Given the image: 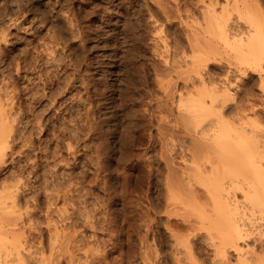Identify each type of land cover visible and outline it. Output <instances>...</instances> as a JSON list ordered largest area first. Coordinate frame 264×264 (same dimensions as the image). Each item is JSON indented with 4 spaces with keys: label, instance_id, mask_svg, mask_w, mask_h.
Instances as JSON below:
<instances>
[{
    "label": "rangeland",
    "instance_id": "obj_1",
    "mask_svg": "<svg viewBox=\"0 0 264 264\" xmlns=\"http://www.w3.org/2000/svg\"><path fill=\"white\" fill-rule=\"evenodd\" d=\"M202 1L197 0V3L196 0H177L181 6V10H183V14L181 13L182 20H179L173 18L174 16L167 19L160 12L158 0H0V102L6 104L5 108H1L4 107L1 104L0 108L4 112L0 110V112H3L0 114V117L1 115L4 117L7 114L5 115L8 116L6 119L10 118L9 116L12 119L11 121L10 119L7 120V127L10 125L11 128H5L6 131L8 129L10 131L8 130L9 134H6L8 132L5 133L6 144L8 141V147L6 146L8 150H5L7 152L6 156H3V161L0 160V192L4 194L6 192L5 189L8 187V189L13 191L14 199H16H13L16 209H14L15 207L11 208L14 204L8 210L6 209V211H9L8 216L12 215V217L16 218L12 219L14 223L10 220L6 221L3 218L4 221L0 220V227L3 230L5 229L4 231L12 229V232L8 230L7 236H13L12 234L16 233L15 236L19 235V242L22 243L20 248L18 246L19 250L17 247H13V251H11L12 248L9 245L11 249L8 247L10 250L5 249L6 252H15L16 249L17 251L21 250L20 252L23 253L33 252L32 254L35 252H58V246L61 247L62 245L63 247V244H66V241L65 243L62 241L65 239L63 237L64 234L69 233L71 240L67 241L66 245L68 246H65V248L61 247L62 249L59 252H63L64 250L65 252H73L74 257L76 256L75 258H84L85 253L90 254L89 252L94 253L97 251L98 254L107 252L108 261L105 260L107 264H116V260L117 264H176L175 260L177 258L181 260V264L236 263L237 253L230 251L227 252V255L220 257L219 254H216V256L214 252H207L205 249L203 251L202 247H200L202 246L200 241L197 242L193 252H185V248L180 246L178 247L179 250H177L173 242V237L176 234L172 237L164 231L163 223H165L167 215L163 211L164 200H162L163 196L161 195L163 189L162 187H160L162 190L158 188L160 181L157 180L159 176L157 174L159 173L160 177H162L160 172L163 173L164 166L158 158L160 157L158 153L161 149H159L160 142H158L159 140L156 141V137L160 139V136H157L155 130L158 127V123L162 126L167 125V127L173 125L172 121L177 114V92L175 89L181 88L182 84V80L177 77L179 76L177 72L180 70L174 72L173 69H170L171 65L168 63H172V61L170 60L169 62V59L165 58L168 52H171L170 54L173 55V52H177L176 49L178 51L182 48L185 51L188 49L187 45L185 46L186 38L184 31L186 27L183 24L184 14L188 13L192 16L190 21L194 27L196 22H200L199 16L201 14L199 13H201V8L206 5L205 2L208 0ZM167 2L173 4V0H168ZM167 2L163 3V5L165 4L164 6L170 9L171 7L169 8V6L173 5L170 3L166 4ZM251 2L254 7L253 9L251 5V10H255L256 15H259L258 21L262 28L261 33L264 34V13H262L264 12V0H252ZM216 7L218 8L219 6ZM183 8L185 10L188 9L189 12H184ZM191 9L192 11H190ZM171 11H174L173 7ZM233 12H230L233 16L229 15L230 19L228 21L231 24L228 22L227 30L229 32L233 30L232 32L234 33L235 31L245 30V27L248 28L246 20L239 17L235 11ZM254 12L252 11L251 13L254 14ZM107 13L110 15L111 24L119 25L118 31L122 33L120 34L123 38L120 39V52L115 58L114 68L105 67L103 68L104 72L92 70L94 79H97V82H99L98 79H101L104 74L107 77V85L99 82V86H102V88L101 86L99 87L101 93L97 92L99 97L102 94L104 101L102 96L98 98V95H94V87L88 86L90 88L87 87V89H84V85H82L83 88L81 87L83 78L80 80L82 77L80 75L82 74L81 69L83 66L80 61L78 62L77 54L72 50L80 47L82 43L78 46V43H80L78 42L80 41L77 39L78 37L72 38L76 37L75 34H77L78 28H81V25H83L82 27L87 26L88 23L92 24V27L94 23L95 25H99L98 23L101 22L99 20L104 15L107 16ZM71 16L72 18L76 16L78 22L76 21V17L72 20ZM195 18L199 20L195 21ZM69 22L70 26L74 28V24L76 25L75 29L77 31L74 29L71 32L75 33L74 37L70 36L69 32H67ZM153 22L157 23L154 24ZM243 26L245 27L243 28ZM145 27L148 29L146 30ZM69 28L72 31L73 28ZM128 28L132 29L129 30ZM158 28H161L159 33H157ZM95 30L93 31L94 34L92 32L89 33L90 44H88V40L86 46L90 49V54H96L97 52V55L101 57L106 48L101 40H99V43L97 42L98 37L95 36L97 29ZM53 32H56L55 35ZM57 34L59 35L56 36ZM55 36L56 38L60 37V44L58 46ZM70 37L72 40L69 39ZM157 37L161 38L157 39ZM129 38L133 39L130 40ZM70 42L75 44L72 45L73 49ZM68 44L70 47H68ZM95 44H98V47L91 49L92 45L94 46ZM110 45L108 47L112 48ZM52 47H56V49ZM163 47L167 48V53H164ZM75 51L77 52V49ZM225 51L226 49L220 44L215 55L222 54L215 56L214 59H216L211 60L208 64L210 70L213 71L208 70L209 67H202L203 71L201 70V74L204 77L210 74L209 78L213 77L212 80L214 79L213 85L223 86L221 82L226 81L227 83L229 81L231 93L239 94L238 98V95H235L236 98L234 99L236 101L233 99V102H228L229 106L233 104V106L242 105L241 103L243 102V106L246 105L247 111L252 106L253 108L255 107V110H249L253 115L249 113L248 116H251L249 117L250 119L253 116L252 120L257 121V126L255 125V127L259 126V128H262L264 127V92H262L261 86L259 87L258 85L260 82L259 74L257 71L254 72L248 69L246 76L241 75L237 72L239 64L236 63L238 62L235 60V63L231 56L227 57ZM187 52L189 51L187 50ZM109 53H111V49L106 54ZM73 54L77 58V61L75 60L74 62L76 66L73 65L76 69L72 68V63L75 59ZM188 54L190 55V53ZM189 55L187 56L189 57ZM180 56L177 59L181 60ZM188 57L187 59H189ZM78 67L81 69H77ZM137 68L138 70H136ZM72 69L78 72L76 73L78 77L76 76L75 78L77 82L73 85L74 87H71L70 83H67L68 77H71ZM104 85L107 88H104ZM179 85L180 87H178ZM85 90L89 91L88 95H91L88 96V92L86 91L87 93H85ZM87 96L88 98H86ZM93 96L94 99L91 98L89 100V97ZM96 97L99 101L95 100ZM84 98L87 100H84ZM238 99L239 101H237ZM92 100H94L93 103L97 102H95L96 106L92 103ZM87 101H91L92 104L89 105ZM240 101L242 102L239 103ZM7 102L12 107L9 106L12 111L7 109ZM52 102H55V106L52 105ZM99 102L100 107L98 106ZM108 103H111L110 106ZM106 105L108 106L105 107ZM247 106L249 107L247 108ZM89 108L93 109L94 114H96L95 116ZM7 111L10 113H7ZM92 114L93 118L91 119ZM104 114L105 116L102 117ZM101 117L104 119L101 120ZM106 118L107 121H105ZM104 121L106 124L103 123L105 125H102ZM96 123L99 124L96 125ZM113 123L115 124L114 126L112 125ZM120 123L121 126L119 127ZM102 127L106 129H102ZM125 127L128 128V131ZM110 128H113V131ZM259 128L258 130H260ZM96 129H100V131ZM121 129L127 131L129 134ZM142 129L144 130L141 131ZM261 131L264 132L262 129ZM114 132H117L116 135H114ZM98 133H101L100 135L102 136L99 137ZM123 133L129 135L127 137L125 136L126 134L124 135L127 140L124 138ZM152 133L156 134L155 139V135ZM128 137H130V140H128ZM102 138H105L103 139L105 141L102 140L100 142ZM149 140L152 142L151 146L153 143L155 145L153 144L154 146L151 147ZM104 142L105 144H103ZM99 143L106 147L99 145ZM175 143L177 141L173 142V145L176 147L173 145L171 147L172 158L175 157L174 162L177 161L176 163H178L180 156L177 153L180 154L181 152H178L179 149L177 147H180V145ZM67 145L71 146L68 147ZM153 147L156 148L155 151ZM150 159L151 161H149ZM153 162L156 166L153 165ZM147 164L149 166L153 165L154 169L156 167L160 169V171L156 172L157 174L155 173L157 176L155 180L159 182H157V187H154V191L153 189H149L150 186L148 187L150 178L147 176V168H149ZM156 169L155 171H157ZM13 185H16V188ZM152 193L155 198L154 215L150 203ZM1 194L2 198L3 194ZM9 202L11 201L8 199L5 203L9 205L11 204ZM4 205L8 207V205ZM17 207L19 208V212H17ZM15 210L19 215H17ZM0 214L1 216L5 215L2 211ZM170 214L171 217L169 218L173 221L171 223L173 234L177 233L184 240L188 232L183 229L184 224L180 225L182 218L175 213ZM152 217H154L153 221L155 222L156 248L158 249V252L153 253L150 250V248H153L150 229ZM55 227L59 233L57 241L55 238L50 237V235H53V228L55 229ZM61 227L67 231L64 230L65 232L62 233ZM177 235L175 238H178ZM5 236L3 235L2 238L7 240L9 244L12 238L8 237L9 240ZM50 241L52 242V246H50ZM54 241L57 244H54ZM66 248L70 249V251L66 250ZM5 250L1 252H5ZM11 252L9 253L10 257L8 255L9 258H6V256L5 260L10 264H16L13 263L16 261L13 260L15 256L11 257ZM241 254H243L248 264H264V252H242ZM155 256L156 258H153Z\"/></svg>",
    "mask_w": 264,
    "mask_h": 264
},
{
    "label": "bare ground",
    "instance_id": "obj_2",
    "mask_svg": "<svg viewBox=\"0 0 264 264\" xmlns=\"http://www.w3.org/2000/svg\"><path fill=\"white\" fill-rule=\"evenodd\" d=\"M159 1L160 0H158L160 12H162V14H164L167 19H170L172 16H174L173 18L182 20L181 16L183 14L182 13L183 10H181V6L179 5V2H177V0H173V4L170 2H167L168 0H164V2H162L163 0H161L162 3L161 2L159 3ZM251 1L248 2L247 0H222V1H220V0L219 1L218 0H208L207 2H205L206 5H204L203 8H201L202 9L201 13H199V14H201V16H199L200 22L199 21H198L199 23L196 22V24H195L196 26L194 25V27L190 21L192 16H190L188 13L184 14L185 18H184L183 24L186 27V30L184 29L185 30L184 31L185 32V38H186L185 46L187 45V48H188L187 50L189 52H187V50L185 51V49H183V48L179 51L176 49L177 52H175V53L173 52L172 53L173 55L170 54L171 52L169 53L167 51L168 54H166L167 56L165 55L166 58L164 57L165 59L168 58L169 62H170V60L172 61V63H168L171 65V66L169 65L170 69H173L174 72L175 71L177 72V70L178 71L180 70L179 72H177L179 76H177V75L176 76L182 80L181 88H178V89H175L176 87L174 88L175 91L177 92L176 93L177 94V98H176V100H177L176 101L177 102L176 103L177 104V112L176 113L177 114L175 113L176 114V116H174L175 119L172 121L173 125L170 127L169 126L167 127V125H165V126L163 125L164 126L163 127L160 123H158V125H157L158 127H156L157 129L155 128L157 130V131L155 130V133L157 132V136L159 135L160 139H158L159 137H156L155 133L154 134L152 133L153 135H155L154 139L156 137V141L159 140L158 142L161 143V144L159 143V145H160L159 149H161V151L159 150L158 156H160V157H158V158H159V161L161 160L160 162H162V164L164 166L163 173L160 172L162 174V177H160L159 173L158 174L156 173V172L160 171V169L158 167H156L159 170L155 168L157 170V171H155L154 166H156V165L154 162H153L154 166L150 165L151 167L148 165L149 162L147 164L149 167V168H147L148 169L147 176H149V178H150V181L148 183L149 184L148 187L150 186L149 189L150 190L153 189V191H154L155 190L154 187H157V182H159V181H160L159 182L160 184L158 185L159 186L158 188L162 187V189H163V192L161 194L163 196L162 200H164L163 211L167 215V217L165 218V223H163L165 233H168L172 237L175 234L177 235V233L173 234V230L171 228V223L173 221H171V219L169 218V217H171L170 213H172V214L175 213L176 215H178L182 218L181 221L183 223L181 222L180 225L184 224L183 229L188 232V234L185 236L184 240L182 239V237H180L178 235H177L178 238H175L176 235H175V237H173L174 238L173 242L175 244L176 249L179 250L178 247L180 246V247L185 248L184 249L185 252H193L197 242L200 241V243L202 245L200 247H202L203 251L205 249L207 252H214L215 255L219 254L220 257L222 255L223 256L227 255V252H230V251L237 253L236 263L234 262V264H248L245 257H243V254H241L242 252H258V251L264 252V132H262V131L260 132L261 129L264 130V127H262V128H259V126L255 127V125L257 126V121L252 120L253 116H252V119L249 118L251 116H248V114L249 113L252 114V112H250L249 110L250 109L255 110L254 109L255 107L253 108L251 103L250 104L252 107L250 106L251 108H249V110H248L249 112L246 109V105H244L245 107L243 106L242 101L239 102V103L242 102L241 103L242 105L238 104L237 106L236 105L233 106L234 105L233 104L232 105L233 107L229 106L230 104H228V102H233V99L236 98L235 95L237 94V93H231L232 90L230 89L229 81L227 83H226V81L221 82V84L223 83V86L220 84L222 87L217 86V85H213L214 84L213 83L214 79L212 80L213 77L212 78L210 77L211 78L210 79L209 76H211V75L210 74L207 75V73H206L207 77H204V75L201 74L202 73L201 70H202V67L208 68L209 62L211 60H213L215 56H220V54H222V53L218 52L219 55H215V54H217L218 46L220 44H222L223 48L226 49V51H225L226 56L227 57L231 56L234 59V61L236 60L238 62V63H236V61H235L236 64H239V65L241 64L240 66L239 65L237 66L238 67L237 72H239L241 75H244V76H246L248 69H251V71L253 70L254 72L255 71L258 72L259 77H260V82L258 85H259V87L261 86V88H262L261 90H262V92H264V34L261 33L262 28L260 27V25H259L260 22L258 21L259 15L257 16L256 13L254 12L255 10H253L254 7H253V4ZM165 2H167L166 4H168V3L172 4L173 6H171L169 4L170 5L169 8L173 7V10L175 12L171 11V8L170 9L166 8V6H164L165 4L163 5V3H165ZM196 2H197V0H196ZM253 3H255V2H253ZM155 4H156V1H155ZM216 6H219V7L217 8ZM250 6L253 7L252 10H251ZM167 7H168V5H167ZM184 8H185V6H184ZM187 10H185L184 12H189V10L188 11ZM250 10H251V12L253 11L254 14H252L250 12ZM190 11H192V9ZM231 11H232V13H234L233 11H235L239 17L244 18L246 20L248 28L243 26V28L245 27V30L242 28L243 29L242 31L239 30L238 32L235 31L233 33L232 32L233 30L231 29L232 31L230 30L231 32H229V30H227L226 27L228 26L227 25L228 22H230V21H228V19H230L229 15H231V13H230ZM260 11H262V10H260ZM74 12H76V11H74ZM74 12H73V15H74ZM199 12H200V10H199ZM262 13H264V12H262ZM102 15H104V14H102ZM72 16H71V18H72ZM231 16H233V15H231ZM74 17H76V16H74ZM100 17H102V16H100ZM109 17H110V15L107 13V16L104 15L101 20L98 19L99 21H101V22L98 21L99 25H97V24L95 25V23H94L93 27H92L91 26L92 24L90 25L88 23L89 26H88V24L85 27H82L83 25H81V28H78V31H77V29H75L76 28L75 24H74L75 28L73 26H70L71 25L70 24L71 21H70L69 25H68V30H67V32H69L70 36L71 35L73 36L75 33L73 34L71 32H73V30L75 29V31H77V34H75L76 37H74L75 36L74 35L73 36L74 38H72V39H75L78 37L77 39L80 40V41L77 40L78 42H80V43H78L79 45L76 44L78 46H80V44L82 43L80 47L77 46L78 48H80L79 51H78V48H74V50H72L77 54L78 62L80 61L82 63V66H83L82 69L80 67L77 68V69L80 68L82 70V72H81L82 74L80 75V76H82L80 78V80L83 78V80L81 81L82 82L81 87H82V85H84L83 86L84 89H87L88 86H91L92 88L94 87L93 93L96 96L98 95L97 92L100 90L99 87L101 86V85L99 86V82L102 84H106L107 83V77L104 74L105 76L103 75V77L101 79H98L99 82H97V79H94V75L92 73L94 70H96V72L97 71L104 72L103 68H105V67H108L110 69L114 68L113 64H115L114 63V61L116 60L115 58L118 56V53L120 52V39L123 38L121 36L122 33L118 31L119 25L116 26V25H114V23L111 24V21H110L111 18H109ZM73 18H72V20L75 19V18L74 19ZM233 18H237V17H233ZM185 19H187V20H185ZM194 20L197 21L199 19L195 18ZM194 20H192V21H194ZM76 21L78 22V18ZM157 22H155V23H157ZM73 23H75V22L73 21ZM90 23H91V21H90ZM168 23H169V21H168ZM115 24H117V23H115ZM229 24H231V22ZM78 25H79V23H78ZM69 27L73 28L72 31ZM94 27H95V29H97V32L95 35L96 37H98L97 42L99 43V40H101L104 43V46L106 48L104 50V52L101 54V57L99 55H97V52H96V54H94V53L90 54V52H89L90 49L87 48V46H86V43L88 40H89L88 44H90L89 33L92 32L94 34V32H93L95 30ZM111 27H113V29H111ZM128 29L130 30L132 28H128ZM147 29L148 28H146V30ZM160 29L158 28L157 33H159ZM228 29H230V28L228 27ZM235 30H237V29H235ZM182 32H183V30H182ZM1 33H2V31H1ZM55 33H54V35H55ZM58 35L59 34H57L56 36H58ZM66 35H68V34L66 33ZM90 35H92V34H90ZM56 36H55V38H56ZM59 38H56L57 41L55 39L57 46L60 44ZM158 38H161V37H157V39ZM69 39H71V37ZM132 39L133 38H131L130 40H132ZM65 40L67 41V39H65ZM70 45L72 46L75 44L71 43ZM70 45L68 44V47H70ZM109 45L112 48H109L108 47ZM97 47H98V44H95L94 46L92 45L91 49H96ZM52 48H51L52 51H53V49H56V47H54L53 49ZM165 48H164V50H165L164 53H167L166 52L167 48L166 49ZM72 49H73V46H72ZM75 49H77V52L75 51ZM110 49H111V53L106 54L108 52V50H110ZM188 53H190V55ZM184 54L189 55V57L187 55H184ZM179 56L181 57V60L177 59V57L179 58ZM73 57L75 58L73 60V63H74L75 60L77 61V58L75 57V55ZM187 57L189 59H187ZM177 60H179V61L177 62ZM164 62H162V64H164ZM73 63H72V66L76 64V63H74V64ZM176 63H177V65H176ZM165 64H167V62H165ZM235 65H234V67L236 69ZM80 66H81V64H80ZM210 66H211V64H210ZM72 68L76 69V67H74V66ZM75 69L74 70L72 69L73 71L70 74L71 77H68V80H67V83H70L71 87L73 85H75V82H77L75 78L77 76L76 73H78V72H76ZM166 69H167V66H166ZM136 70H138V68ZM208 70H210V67ZM210 71L212 72L213 70H210ZM164 72H165V69H164ZM208 73H210V72H208ZM69 78H70V80H69ZM119 81H120V79H119ZM170 81L172 82V80H170ZM157 83L159 84V82H157ZM174 83H175V81H174ZM106 85H104V88L105 87L107 88ZM172 85H173V83H172ZM109 86H108V88L111 87V86L110 87ZM215 86H217V87H215ZM141 87H143V86H141ZM178 87H180V85ZM88 88H90V87H88ZM101 88H102V86H101ZM171 88H173V87H171ZM245 88H247V87H245ZM86 91L87 90H85V93L88 92L87 93V95H88L89 91H87V92ZM159 91H160V89H159ZM102 92H104V91L102 90ZM163 92H165V91H163ZM243 92H245V91H243ZM99 93H101V92L99 91ZM104 94H105V92H104ZM90 95H88V96H90ZM237 95H238L237 96V98H238L239 94H237ZM88 96L86 98H88ZM101 96H102V94H101ZM142 96L144 97V95H142ZM3 97H4V95H3ZM50 97L52 98V96H50ZM97 97L100 98L99 95ZM97 97L95 100H97ZM86 98H84V100H87ZM89 98H90L89 100H91V98L94 99V96L89 97ZM102 98H103V96H102ZM241 98H239V99H241ZM10 99H12V98H10ZM239 99L237 101H239ZM5 100H4V102H5ZM103 100H104V98H103ZM247 100H246V102H248ZM93 101L94 100H92V103H93ZM97 101H99V100H97ZM234 101H236V100L234 99ZM95 102L93 104H95ZM54 103L52 105H54ZM56 103H58V102H56ZM92 103H91V101L88 102L89 105H91ZM1 104L2 103L0 102V107H1ZM110 104H109V106H110ZM2 105L4 107H1V108L6 107L5 103ZM89 105H87V106L89 107ZM99 105H100V102L98 103V106ZM248 105H249V103H248ZM9 106H10V104L8 103L7 109L11 110L10 109L11 106L10 107ZM54 106H52V107H54ZM95 106H96V104H95ZM107 106L108 105H106L105 107H107ZM248 107L249 106H247V108ZM1 108H0V110H2ZM91 108H89V109L94 114L93 109L95 110V108L94 107H93V109H91ZM175 110H176V108H175ZM88 111H87V113H89ZM3 112H0V114H2ZM8 112L9 111H7V113ZM245 112H248V113H245ZM80 113H81V111H80ZM166 113H168V112H166ZM256 113H257V111H256ZM93 114H92L91 119L93 118ZM106 114H108V113H106ZM5 115H7V114H5ZM5 115H4V117L1 115V117H3V118L0 117V160L1 161H3L2 158H4L3 156L7 153V152H5V150H8V149H6L8 147L7 146L8 141L6 144V141H5L6 137L5 136H6V134H9V131H10L9 129L11 128V126L9 125L7 127V120H9V119H10V121L12 120L11 116H9L10 118L6 119L8 116H5ZM95 115L96 114H94V116ZM230 115H232V116H230ZM87 116H88V114H87ZM89 116H91V115H89ZM104 116H105V114L102 117H104ZM106 116H108V115H106ZM233 116H235L236 118L235 117L233 118ZM255 116H257V114H255ZM102 117H101V120L104 119ZM230 117H232V118H230ZM160 118H161V116H160ZM248 118L252 121H250ZM162 119H163V117H162ZM105 121H107V118L105 119ZM105 121L102 122V125L106 124ZM103 123H105V124H103ZM114 123H116V122H114ZM114 123L112 124L113 126L115 125ZM254 123H256V124H254ZM98 124L96 123V125H98ZM117 124H116V126H117ZM108 125H109V123H108ZM106 126H104V127H106ZM118 126L120 127L121 123ZM131 126H130V128H131ZM104 127H102V129ZM5 128H9L8 129L9 131L8 130L6 131ZM125 128H126V130L128 129L127 127H125ZM258 128L260 130H258ZM104 129H106V128H104ZM110 129H112V131H113V128H110ZM110 129H108V130H110ZM117 129H116V131H117ZM4 130H5V132H4ZM96 130L100 131V129H96ZM143 130L144 129H142L141 131H143ZM122 131H125V130H122ZM127 131H125V132H127ZM6 132H8V133H6ZM104 132H106V131L104 130ZM116 133L114 135H116ZM119 133H120V131H119ZM110 134H112V133H110ZM125 134L126 133H123V136ZM128 134H126L125 136L127 137ZM150 134H151V132H150ZM104 135H105V133H104ZM107 135H109V134L107 133ZM101 136L102 135H100L99 137H101ZM125 136H124V138H126ZM118 137H117V139H119ZM150 137H151V135H150ZM120 138H123V137H120ZM97 139L99 140V138H97ZM103 139H105V138H102L100 140V142H102ZM126 140H127V138H126ZM128 140H130V137H128ZM103 141H105V140H103ZM120 141L122 142V140H120ZM124 141H123V143L125 144L126 141L125 142ZM174 141H177V143H178V144L177 143H175V144L180 145V147L179 146L177 147L179 149L178 152H181L180 154L173 150L174 152H176L178 154V156H180L179 159L181 162L179 161L178 163H176L177 161L174 162L175 161L174 160L175 155L173 156L174 158H172L173 154H172V148L171 147H172ZM158 142H156V143H158ZM151 143L152 142L150 141V146H151ZM103 144H105V142ZM103 144L101 145V143H99V145H101V146H103ZM153 144H152V146L155 145V144L154 145ZM69 146H71V145H69ZM103 147H106V146H103ZM174 147H176V146H174ZM154 148L155 147H153V150L155 151L156 148L155 149ZM68 149H71V148H68ZM98 152H100V151H98ZM176 153H174V154H176ZM149 161H151V159ZM155 173L157 174V176L159 175L157 178V180H159V181H157V182L155 180V178L157 177L155 175ZM149 178H147V179H149ZM160 178H161V180H160ZM8 186H9V184H8ZM14 186L16 188V185H13V187ZM5 190H6V192H5ZM5 190H3L5 192L4 194L2 192V194H3L2 198L0 196V212L2 211L3 214L5 213V215L1 216V214H0V217L2 218V219L0 218V220L4 221V219H6V221H8V220L12 221V219L14 220L15 217L14 216L12 217V215L8 216L9 211H6V209L8 210V208H10L13 204H14V206H12L11 208L15 207V201L14 200H16V199H14L15 196H14L12 190L8 189V187ZM47 192H48V189H47ZM0 194H1V192H0ZM51 195H53V194H51ZM8 199H9V201H11V202H9V203H11L9 205L7 203H5L8 201ZM154 199L155 198H154L153 193H152L150 203H151V209H152L153 215L155 214V212H154V202H155ZM3 204L8 205V207H6L5 205L3 206ZM24 206H26V205H24ZM18 207H17V212H19L18 210L20 208V207L19 208ZM25 208L27 209V207H25ZM14 209H16V207ZM14 209H12V210H14ZM15 212H16V210H15ZM17 215H19V213H17ZM153 220H154V217H152L151 225H150L151 226L150 229H151V233H152V240H153V244H152L153 248H150L152 253L158 252L157 251L158 249L156 248L157 246H156L155 222ZM5 228H6V226H5ZM61 229H62V227H61ZM2 230H3L2 227H0V264H10L7 262V260H5V257L7 256L6 258H9L10 257L9 253L11 251H13V249H14L13 247H17V249H18V246L20 248L21 247L20 245L22 243L19 242V240H20L19 235L15 236L16 233L12 234L13 236H7L6 233H8L9 229L6 231H4L5 229L3 231ZM11 230H9V232H12ZM56 230H57L56 227H55V229L53 228V231H54L53 235H50V237L55 238V240L59 236L58 230L57 231ZM64 230H63V232L62 231L61 232L64 233L65 231H67V230H65V231ZM50 231H52V230H50ZM17 234H18V232H17ZM168 234H167V236H169ZM3 235L4 236L6 235L7 239H9L8 237L12 238L11 241L9 242V244H8L7 240L2 238ZM63 237L65 239L62 241H64V243L66 241V244H67L68 240H71V236L69 235V233L64 234ZM17 239H18V241H17ZM169 239L171 240V238H169ZM51 240H53V239H51ZM56 241H54L55 242L54 244H57ZM50 243H51L50 246H52L51 241H50ZM62 244H63V242H62ZM66 244H63L64 248H65V246L66 247L68 246ZM9 245H11L10 247L12 249L9 247ZM170 245H171V243H170ZM8 247L11 249L10 252H6V250H5V249L10 250ZM61 247H62V245H61ZM61 247L58 246L59 251L63 248V247L62 248ZM17 249L15 250V252H11V257L15 256V259L13 258V260L16 261L13 263H16V264H107V261H108L107 260V252H103L102 254L99 253V254H101L99 256L97 251L94 253L88 251L90 254L85 253L84 258H81L80 256H79L80 258H75L76 256L74 257L73 252H65L64 249H63L64 251L62 250L63 252H59V251L58 252L57 251L56 252L50 251L48 253H46V252H35L34 254H32L33 252L32 253L31 252H27V253L24 252L23 253V252H20L21 250L17 251ZM56 249H57V247H56ZM4 250H5V252H1ZM53 250H55V249H53ZM66 250L70 251V249H68V248H66ZM8 255H9V257H8ZM76 255H77V253H76ZM235 256H236V254H235ZM153 258H156V256ZM105 260H107V261H105ZM103 261H105L106 263ZM175 262H176V264H181V260L179 258H177L175 260ZM115 263L117 264V260L115 261ZM157 263H159V262H157ZM147 264H149V263H147Z\"/></svg>",
    "mask_w": 264,
    "mask_h": 264
}]
</instances>
